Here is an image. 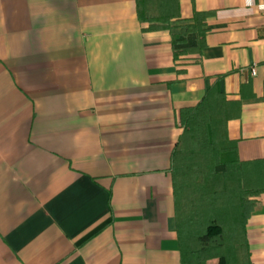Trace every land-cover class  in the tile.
Returning <instances> with one entry per match:
<instances>
[{"label":"crops","instance_id":"crops-1","mask_svg":"<svg viewBox=\"0 0 264 264\" xmlns=\"http://www.w3.org/2000/svg\"><path fill=\"white\" fill-rule=\"evenodd\" d=\"M178 4L151 31L135 0H0V264H181L171 154L207 92L237 161L264 168V0ZM195 13L204 47L174 60ZM251 199L264 264V191Z\"/></svg>","mask_w":264,"mask_h":264},{"label":"trees","instance_id":"trees-1","mask_svg":"<svg viewBox=\"0 0 264 264\" xmlns=\"http://www.w3.org/2000/svg\"><path fill=\"white\" fill-rule=\"evenodd\" d=\"M135 9L137 19L148 25L146 30L169 29L172 21L180 20L178 0H135ZM206 17L207 14L195 13L192 23L181 25L177 34H171L174 60L204 47ZM227 105L223 94L213 91L207 92L196 106L179 113L183 132L171 154L170 175L181 264H206L212 259H217L218 264H251L245 225L255 205L251 198L264 191V168L254 167L262 164L237 161L235 146L225 132L230 114ZM230 170L232 175L225 178ZM217 180L222 181L220 186ZM188 184L195 188L194 195L197 191L202 195L191 198L197 205L183 222L178 212L179 199H188L189 192L184 187ZM201 201L212 202L209 211H203ZM223 201L232 211L229 220L218 213Z\"/></svg>","mask_w":264,"mask_h":264},{"label":"rangeland","instance_id":"rangeland-1","mask_svg":"<svg viewBox=\"0 0 264 264\" xmlns=\"http://www.w3.org/2000/svg\"><path fill=\"white\" fill-rule=\"evenodd\" d=\"M231 171V170H230ZM228 171V173H227V175H225V178L226 177H229V176H231L232 175V173H233V171ZM230 172V173H229ZM220 183H222V181H218L217 180V182H216V184L218 185V186H220ZM183 184H184V181H183ZM185 187V191H188L189 192V195L187 194V197H188V199H182L181 197H180V199H179V215H180V217L182 218L181 220L183 221H185V219L189 216L188 214H190L191 213V211H192V209H195L196 208V205H197V202H193L192 200H191V198L193 197V196H195L196 198L198 197H200L202 194L201 193H199V191H197V196L196 195H194V189L195 188H192V187H190V184H188V185H185L184 186ZM192 190V191H191ZM184 191V192H185ZM227 193V192H226ZM229 195V194H228ZM227 196V195H226ZM190 197V198H189ZM211 203L212 202H210V201H201V202H199V204H202V206H205L204 208H203V211H209L210 210V206H211ZM224 201L223 202H221V204H220V206H219V210H218V213H221V215L223 216V218L225 217L227 220H229L230 219V217H229V214H231L232 213V211H231V209L229 208V206L227 207L228 208V211H225L227 208H226V206L224 205ZM227 205V204H226ZM217 207V206H216ZM218 208V207H217ZM204 215H205V213H204ZM224 218V219H225ZM183 221V222H184ZM236 255L234 256H232V259H235L236 260ZM209 262H215V264H218V260L217 259H212V260H209V261H207L206 262V264H208Z\"/></svg>","mask_w":264,"mask_h":264},{"label":"built area","instance_id":"built-area-1","mask_svg":"<svg viewBox=\"0 0 264 264\" xmlns=\"http://www.w3.org/2000/svg\"><path fill=\"white\" fill-rule=\"evenodd\" d=\"M251 74L255 75V70L254 69L251 70Z\"/></svg>","mask_w":264,"mask_h":264}]
</instances>
